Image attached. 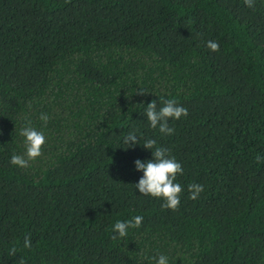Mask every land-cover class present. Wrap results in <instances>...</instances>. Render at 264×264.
Returning <instances> with one entry per match:
<instances>
[{
    "label": "trees",
    "instance_id": "trees-1",
    "mask_svg": "<svg viewBox=\"0 0 264 264\" xmlns=\"http://www.w3.org/2000/svg\"><path fill=\"white\" fill-rule=\"evenodd\" d=\"M157 96L188 110L171 135L142 114ZM27 122L47 139L19 167L9 160L23 155ZM133 128L182 165L177 209L135 190L134 161L151 150L120 146ZM257 156L264 0H0V264H154L157 252L170 264H264ZM192 183L204 185L196 199ZM134 215L140 228L113 239L112 224Z\"/></svg>",
    "mask_w": 264,
    "mask_h": 264
},
{
    "label": "clouds",
    "instance_id": "clouds-1",
    "mask_svg": "<svg viewBox=\"0 0 264 264\" xmlns=\"http://www.w3.org/2000/svg\"><path fill=\"white\" fill-rule=\"evenodd\" d=\"M247 7H254L255 0H244ZM207 47L212 51H217L219 45L215 41H207ZM141 94L146 92L140 89ZM158 97V96H157ZM159 98V106L157 100L153 99L145 105L142 114L146 117L148 127L158 129L161 135H171L174 131L169 126L170 120H179L182 116L188 115V110L180 105L175 99ZM40 121L46 127L49 116L46 113H40ZM19 135L23 137V155L13 151L9 162L12 165L26 167L30 160H34L42 154V146L46 143V133L43 128H37L31 125V122L25 123L19 129ZM137 145H143L144 148L151 150V158H137L134 161L135 169L142 172L138 182L133 183L135 190H139L141 195L159 198L163 201L162 208L177 209L183 192L182 185L177 181V175L183 174V167L174 156L171 155L170 149L162 145H158L157 141L151 137H145L138 129H131L120 140V146L134 148ZM27 157V159H25ZM264 157L257 156L256 160L260 161ZM189 197L196 199L204 190V185L192 183L187 186ZM143 217L134 215L129 219L116 220L112 226L113 239L126 237L131 229H138L142 224ZM32 241L29 236L23 239V248L29 249ZM19 249L13 245L7 250L10 257L17 255ZM154 264H170L169 258L162 252L150 257ZM20 264H25L23 258Z\"/></svg>",
    "mask_w": 264,
    "mask_h": 264
}]
</instances>
